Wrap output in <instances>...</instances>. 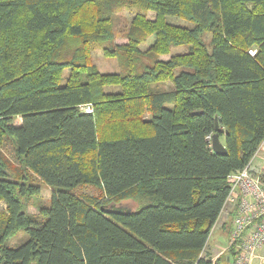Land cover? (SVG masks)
Here are the masks:
<instances>
[{"label": "trees", "instance_id": "1", "mask_svg": "<svg viewBox=\"0 0 264 264\" xmlns=\"http://www.w3.org/2000/svg\"><path fill=\"white\" fill-rule=\"evenodd\" d=\"M94 46L129 70L101 73ZM143 54L156 60L134 73ZM214 117L225 155L207 140ZM263 141L264 0H0V264H206L226 177ZM42 185L48 206L30 214Z\"/></svg>", "mask_w": 264, "mask_h": 264}, {"label": "built area", "instance_id": "2", "mask_svg": "<svg viewBox=\"0 0 264 264\" xmlns=\"http://www.w3.org/2000/svg\"><path fill=\"white\" fill-rule=\"evenodd\" d=\"M254 54L249 51L250 56ZM79 110L93 111L91 105H81ZM207 139L211 143V136ZM263 147L264 142L243 169L226 177L229 193L220 215L232 217L226 248L229 255L224 250L210 253L205 245L199 260L206 264H222L225 257L229 264H264V166L255 165Z\"/></svg>", "mask_w": 264, "mask_h": 264}, {"label": "rangeland", "instance_id": "3", "mask_svg": "<svg viewBox=\"0 0 264 264\" xmlns=\"http://www.w3.org/2000/svg\"><path fill=\"white\" fill-rule=\"evenodd\" d=\"M131 17H132V14H130L127 11H122L118 15H116L115 30L117 31L118 37L115 40V45L121 46V45L126 44V39L123 37V32H125L126 27L129 25ZM153 17H154L153 13H148L149 19H152ZM166 22L171 25H176V26L185 27V28L193 27V24L191 22H188L186 20H183L177 17H166ZM152 42H153V38L150 37L144 44L141 45L140 49L141 50L146 49ZM187 50L188 48L185 46L173 47L171 50V53L166 54V55H160L157 58L163 61L168 58L167 56H169L170 58V55L183 54V53H186ZM91 55H92V58H91L92 63L98 68V70L101 73L120 74V73H126L129 70L128 67L124 68V66L118 61V59L105 58L101 52V49L97 46H94ZM155 60H156V57L149 55V54L139 55L135 63L133 64V72L134 73L140 72L143 69V67L150 66L151 64H153ZM116 89L117 88H109V91L116 90ZM152 89L154 91L164 92V91L170 90L171 86L169 83H158V84L152 85ZM20 122H21L20 119L16 120L17 125H19ZM2 150L5 153V155L13 163L15 164L17 163V159L14 153L15 146L11 143V141L9 140L4 141L2 145ZM257 161H259V155H258ZM69 192H71L74 195H78V196L80 195L98 196L99 194L102 193V190L101 188L97 186L79 185L76 188L71 189ZM49 198H50V194L46 191L41 192L38 197H31L29 201L27 202L28 212L30 214L35 215L38 211L37 209L44 207V206H48ZM124 204L127 205V203H124ZM4 210H5V204L0 202V213L3 212ZM231 222H232L231 216H225L224 214L220 215L214 228L211 230L208 240L206 242L207 250L210 253L215 254L217 252L224 250L225 255H229V252L226 251V248L228 245L229 229L231 227ZM27 239H28L27 234L22 229H20L15 233L14 236L11 237V239L8 242V246L9 247L19 246L23 244ZM222 264H229V263L223 262Z\"/></svg>", "mask_w": 264, "mask_h": 264}, {"label": "water", "instance_id": "4", "mask_svg": "<svg viewBox=\"0 0 264 264\" xmlns=\"http://www.w3.org/2000/svg\"><path fill=\"white\" fill-rule=\"evenodd\" d=\"M201 111L193 112L192 114H201ZM219 123H218V118L214 117V132L211 135V149L214 154H220V155H225L226 154V149L224 145L220 142V137H219Z\"/></svg>", "mask_w": 264, "mask_h": 264}, {"label": "crops", "instance_id": "5", "mask_svg": "<svg viewBox=\"0 0 264 264\" xmlns=\"http://www.w3.org/2000/svg\"><path fill=\"white\" fill-rule=\"evenodd\" d=\"M167 57L168 58L165 59V60L169 59V56H167ZM165 60H163V61H165ZM255 165L258 168H262L264 166V148L259 152V161L256 160ZM45 191L48 192L49 194L51 193V189L50 188H46V187L43 186L41 192H45Z\"/></svg>", "mask_w": 264, "mask_h": 264}, {"label": "bare ground", "instance_id": "6", "mask_svg": "<svg viewBox=\"0 0 264 264\" xmlns=\"http://www.w3.org/2000/svg\"><path fill=\"white\" fill-rule=\"evenodd\" d=\"M208 140V139H207ZM210 147H211V143H210Z\"/></svg>", "mask_w": 264, "mask_h": 264}]
</instances>
